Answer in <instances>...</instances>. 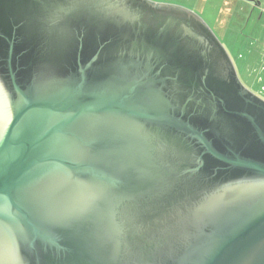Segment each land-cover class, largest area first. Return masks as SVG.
Masks as SVG:
<instances>
[{"label":"water","instance_id":"water-1","mask_svg":"<svg viewBox=\"0 0 264 264\" xmlns=\"http://www.w3.org/2000/svg\"><path fill=\"white\" fill-rule=\"evenodd\" d=\"M0 264H264V100L199 15L0 0Z\"/></svg>","mask_w":264,"mask_h":264},{"label":"rangeland","instance_id":"rangeland-1","mask_svg":"<svg viewBox=\"0 0 264 264\" xmlns=\"http://www.w3.org/2000/svg\"><path fill=\"white\" fill-rule=\"evenodd\" d=\"M199 15L226 49L242 85L264 100V13L249 0H151Z\"/></svg>","mask_w":264,"mask_h":264},{"label":"flooded vegetation","instance_id":"flooded-vegetation-1","mask_svg":"<svg viewBox=\"0 0 264 264\" xmlns=\"http://www.w3.org/2000/svg\"><path fill=\"white\" fill-rule=\"evenodd\" d=\"M249 2H250L251 5H253V7L254 6H258V2H254L253 0L249 1ZM261 13H264V3L262 5V7H261Z\"/></svg>","mask_w":264,"mask_h":264}]
</instances>
